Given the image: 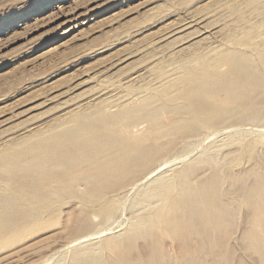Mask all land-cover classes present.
I'll use <instances>...</instances> for the list:
<instances>
[{
  "label": "bare ground",
  "instance_id": "6f19581e",
  "mask_svg": "<svg viewBox=\"0 0 264 264\" xmlns=\"http://www.w3.org/2000/svg\"><path fill=\"white\" fill-rule=\"evenodd\" d=\"M232 13L231 23L213 32H221L214 48L205 49L203 55H199V50L192 51L194 58L204 59L199 67L187 65L186 59L183 60L182 78L188 85L180 93L182 105L176 104V108L161 105L156 95L143 97L140 104L134 105L118 97L109 106L101 98L87 104L83 112L70 113L66 117L69 125L63 128L54 126L48 134L32 129L25 131L30 133L28 136L5 139L2 143L5 151L0 152V243L16 229L30 226L50 204L65 197L71 198L70 205L88 208L89 211L81 210L75 221L88 228L91 224L86 220L84 223V215L93 212L105 221L117 213L121 195L141 188L135 213L146 216L132 219L123 233L106 242L107 250L102 248L93 254L81 251L73 264H264L263 145L254 144L249 137L230 135L229 142L217 146L224 151L227 148L221 159L213 148L177 170L163 171L186 159L177 157L155 166L173 149L172 142L159 143L165 133L180 131L197 137L206 126L228 134L243 125L264 130V59L257 61L254 57V52L264 50V40L251 46L240 36L247 27L246 17L264 16V7L256 0H242L232 8ZM177 25L172 29L181 26ZM183 43L178 44L176 52L173 48L168 53L170 59L179 58L185 49ZM153 47L160 50L161 46ZM144 71L142 68L129 77L135 80ZM144 108L151 115L166 109L172 115L186 116L152 129V135L148 133L152 138L139 136L145 126L140 123L125 131L116 128V124L126 118L134 119ZM240 165H244V170H235ZM242 206L246 208L244 213ZM106 234V231L91 232L72 240L71 245ZM166 240L173 245L174 254L165 251Z\"/></svg>",
  "mask_w": 264,
  "mask_h": 264
},
{
  "label": "rangeland",
  "instance_id": "374dc122",
  "mask_svg": "<svg viewBox=\"0 0 264 264\" xmlns=\"http://www.w3.org/2000/svg\"><path fill=\"white\" fill-rule=\"evenodd\" d=\"M241 1L0 0V152L5 151L2 144L5 139L15 137L17 140L20 136H28L30 133L26 134L25 131L32 129L46 134L54 126L58 129L63 128L69 125L66 117L73 111L83 112L87 109V104H94L101 98L106 99L109 106L118 97L134 105L140 104L143 97L156 95L161 105L166 104L165 106L174 108L182 105L184 101L180 93L188 85L182 78L185 72L183 60L186 59L187 65L199 67L198 65L202 64L204 59L194 58L192 51L199 50V55H203V51L217 45V41L221 39V32H213L231 23L230 19L234 17L232 8L240 5ZM256 2L264 7V0ZM260 19L263 20L264 16L249 15L245 19L247 27L240 32V36L246 38L251 46L264 40V21ZM179 23L181 26L178 31L173 30L172 28L177 24L179 26ZM248 35L252 36L251 39ZM178 42H184L182 46L185 49L179 58L170 59L168 53L173 52V48L176 52ZM153 46H161L158 49L162 53ZM261 51L254 52L257 61L264 59V50ZM142 68L145 71L141 78L135 80L130 78ZM160 71L163 73H159ZM141 110L136 113L134 119L126 118L116 124V128L125 131L126 128H132L140 123L145 125V131L141 130L139 136L151 137L154 128L158 129L180 116H186L172 115L166 109L152 115L148 109ZM220 131L213 126H206L197 137L186 136L180 131L165 133L159 143L172 142L173 149L166 152L155 166L177 157L186 159L175 166L163 169L177 170L185 162L192 160L191 158L213 148L221 159L227 148L224 151L217 149V146L229 142L230 135L249 137L254 144L263 145L264 149V130L256 131L252 126L243 125L232 134ZM150 141L149 139L148 142ZM230 165L234 166V163ZM235 168L244 170L245 167L240 165ZM224 185L227 187L226 183ZM140 190L141 188H138L128 195H121L117 213L108 218V221L102 220L101 215L93 212L84 215V223L86 220L88 225L91 224L88 228H83L84 226L81 227L82 225L75 222L80 211L84 209L89 211L88 208L83 205L78 207L70 205V197H65L66 199L55 203L56 205L50 204L42 215L35 217L36 224L32 223L6 235L3 243H0V264H73L81 251L93 254L102 248L107 250L106 242L123 233L132 219L146 216L144 213H135L137 200L141 196L138 194ZM241 208L242 213L246 212L245 207ZM98 231H106L107 234L90 242L71 245L72 240ZM172 247L170 240H166L165 251L172 254L174 251Z\"/></svg>",
  "mask_w": 264,
  "mask_h": 264
}]
</instances>
